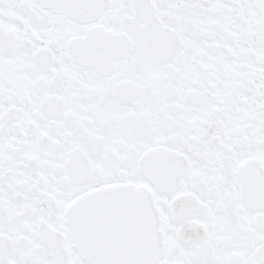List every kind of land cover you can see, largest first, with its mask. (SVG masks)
<instances>
[{
  "label": "snow or ice",
  "instance_id": "snow-or-ice-1",
  "mask_svg": "<svg viewBox=\"0 0 264 264\" xmlns=\"http://www.w3.org/2000/svg\"><path fill=\"white\" fill-rule=\"evenodd\" d=\"M0 264H264V0H0Z\"/></svg>",
  "mask_w": 264,
  "mask_h": 264
}]
</instances>
